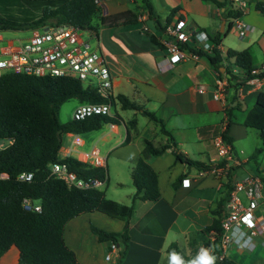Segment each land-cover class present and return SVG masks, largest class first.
Wrapping results in <instances>:
<instances>
[{
  "label": "crops",
  "instance_id": "1",
  "mask_svg": "<svg viewBox=\"0 0 264 264\" xmlns=\"http://www.w3.org/2000/svg\"><path fill=\"white\" fill-rule=\"evenodd\" d=\"M137 2L105 0L103 13L116 14ZM152 3L163 23L173 8L180 7L170 24L183 15L182 20L189 29L204 30L211 37L221 32L222 42L218 48L222 52L224 66L218 69L200 54L199 58L171 64L166 47V41L171 39L168 25L163 31L157 29L146 13L139 15L136 24L109 27V45L105 47L102 43L99 47L106 51L115 95L125 94L145 109L154 111L163 119L171 136L163 133L161 125L140 111L129 110L124 115L121 111L128 110L119 104L116 113L122 117L121 123L106 124L98 130L76 134L82 139V144L77 145L70 140L62 148L71 149L70 155L80 160L86 153L97 152L104 159V167L108 171V180L102 184L107 185L106 196L126 204L132 203L136 192L132 169L142 156L146 139L155 146H161L172 143L173 136L179 151L206 163L208 168L199 169L180 161L174 148L151 157L149 162L158 174L161 196L154 201H137L128 224L109 216L107 218L111 219L108 220L98 215L94 221L83 219L94 216L97 211L83 213L66 224L65 241L81 264H115L117 260L119 243L112 259H106L113 242H101L92 229L93 225L109 232H120L129 227V249L122 264H177L170 250L174 244L193 263L198 262L206 241L211 237L204 228L213 222L212 210L224 203L225 211L234 181L248 174L264 175V152L255 158L258 167L248 165L256 150L262 147L260 132L243 124L248 111L264 90V78L247 80L239 86L238 98L231 102L235 89L230 86V74L242 79L246 73L236 66L234 58L227 57L229 49L250 48L255 65L264 67V15L256 8L257 0H249L248 11L243 18L250 29L244 37L238 35V38H244L240 42L230 39V32L226 34L230 20L224 17V8L210 1L152 0ZM149 33L154 34L162 46L154 43ZM219 76L227 82V87L217 99L216 79ZM251 79H255L254 83L250 82ZM238 103L240 107L233 110L234 122L228 135L233 139L230 145L240 165L233 166L230 175L220 179L212 172L222 160L216 141L223 136L229 121L228 107ZM133 119L137 121L134 126L131 123ZM108 126L110 129L106 130ZM64 152L63 155L66 154ZM185 179L190 180L189 184L183 185ZM257 213L264 214V203ZM248 256L236 245L227 250V258L237 264H246ZM2 258L0 264H6ZM261 261L260 264H264V260Z\"/></svg>",
  "mask_w": 264,
  "mask_h": 264
},
{
  "label": "trees",
  "instance_id": "2",
  "mask_svg": "<svg viewBox=\"0 0 264 264\" xmlns=\"http://www.w3.org/2000/svg\"><path fill=\"white\" fill-rule=\"evenodd\" d=\"M102 1L104 0H0V31L67 23L89 29L98 36L100 26L136 24L141 13H146L155 27L163 31L180 8H173L163 23L156 13L152 0H138L139 3L125 11L106 15L103 13ZM206 1L224 8V17L230 20L226 30L228 34L234 27L233 19L242 16V12L234 8L231 0ZM256 8L264 15V0H257ZM178 17L183 19V15ZM149 35L154 43L162 46L154 34ZM221 35L222 33L218 32L211 37L216 45L221 44ZM186 46L200 55H205L218 69L224 66L222 52L218 47H214L213 52L208 53L196 51L191 44ZM227 57L234 58L236 66L246 73L242 79L230 74V86L235 89L231 102H234L238 98L236 93L239 86L250 78H264V69L255 65L250 48L229 49ZM254 70L259 72L253 73ZM116 97L122 109L142 112L161 125L163 133L171 136L165 128L163 119L154 111L145 109L125 94L120 93ZM70 99H78L81 103L109 101L101 96L96 88L86 87L79 79L73 77L36 76L14 72L0 77V140L11 141L0 148V259L12 246H16L19 250V264H81L75 251L65 241L66 224L72 218L93 211L124 220L128 224L135 213L137 201H154L161 196L158 174L149 162L151 157L162 155L168 149L174 148L175 155L180 161L199 169L208 168L206 163L191 159L179 151L173 136L172 143L161 146H155L152 141L146 139L142 156L132 169L136 192L132 196L131 204L108 198L105 191L98 187L70 186L65 180L52 174L50 164L65 163L69 171L79 178L85 180L99 178L103 183L108 180V171L106 167L95 166L72 155L61 157L60 150L64 146V137L70 133L91 132L106 124H119L122 121V117L116 113L114 116L93 114L84 119L73 118L62 123L59 120V111ZM239 107L240 103L228 107L229 121L222 137L230 144L233 139L228 132L234 122L233 110ZM131 123L134 126L137 123L136 119ZM243 124L260 132L263 144L253 155L252 159H255L264 152V90L248 111ZM23 173H32V179H21L20 175ZM4 174L7 176H3ZM25 198L39 202L42 210L38 212L25 209L23 204ZM223 207L224 203L212 210L213 222L204 228L207 234L215 237L214 242L207 240L205 247L214 245L216 256L220 254L218 240L222 232ZM92 229L101 242L119 243L115 264H122L129 249V227L120 232H109L94 225ZM170 250L179 264H194L176 244L172 245ZM214 264L237 263L226 257Z\"/></svg>",
  "mask_w": 264,
  "mask_h": 264
},
{
  "label": "built area",
  "instance_id": "3",
  "mask_svg": "<svg viewBox=\"0 0 264 264\" xmlns=\"http://www.w3.org/2000/svg\"><path fill=\"white\" fill-rule=\"evenodd\" d=\"M231 1L234 8L242 12V16L233 21L239 35L244 37L250 29V25L243 18L248 11L249 0ZM28 29H31L28 37L4 39L0 35V77L11 72L36 76L73 77L79 79L86 87L96 88L101 96L109 100L104 103H81L74 113V119H84L93 114L110 116L116 114L119 101L114 92L111 70L103 54L97 49H92L89 38L84 36L85 33L93 35L91 30L67 23L47 24ZM167 32L171 37L166 41L171 64L189 58H199V54L190 50L187 44L193 45L196 51L208 53H212L214 47L219 46L204 30L187 28V23L182 19L168 25ZM258 72L259 70L253 71V73ZM254 81L255 79L250 80L251 83ZM226 87L227 82L219 76L216 79L215 97L217 99L225 93ZM72 136H75V144H82V139L78 135L72 134ZM216 144L222 160L215 165L212 172L223 179L229 176L233 166H239L240 162L234 158L230 143L222 136L217 139ZM71 152V149L65 150V156H71ZM81 160L90 163L92 161L95 166L104 167L105 165L104 159L100 158L97 152L86 153ZM49 167L52 174L65 180L70 186L88 188L103 184L99 178L89 180L79 178L69 171L65 163H52ZM32 177V173L20 175V178L24 180H31ZM189 181L185 179L183 185L189 184ZM263 203V174H248L234 181L223 214L222 232L218 240L220 254L214 255V245L204 247L202 254L207 251L214 257L215 263L227 257V250L232 245L248 253L254 251L259 245L264 247V214L257 213ZM23 204L25 209L30 211L42 210L39 202L29 198H25ZM210 241L214 242L215 237L211 236ZM116 251L118 246L112 243L111 251L106 259H112Z\"/></svg>",
  "mask_w": 264,
  "mask_h": 264
},
{
  "label": "rangeland",
  "instance_id": "4",
  "mask_svg": "<svg viewBox=\"0 0 264 264\" xmlns=\"http://www.w3.org/2000/svg\"><path fill=\"white\" fill-rule=\"evenodd\" d=\"M125 1H129L130 0H125ZM105 0L102 1V6L104 9H106V5H105ZM129 5V3H128ZM98 33H99V37H97L96 34H90V33H85V37L89 38V41L92 45V49H97L98 52H100L101 54H103V56L105 58L106 57V51H104L103 49L100 50L99 44H104L105 47H108L109 45V33H110V29L109 27H104V26H100V28L98 29ZM31 34V29H23V30H2L0 31V35L3 36L4 39H9V38H20V37H28ZM230 39H233L237 42L242 41L241 39L244 38H238L239 32L237 28H233L230 33ZM1 45V43H0ZM81 102L78 99H70L69 101L65 102L60 111H59V120L62 123L68 122L70 120H72L74 118V113L76 111V109L80 106ZM120 104V103H119ZM124 115H127L130 111H126L123 112ZM110 126H108V128H106V130H109ZM255 131V130H253ZM70 136H65L64 137V144H68L70 142V140H72V142L75 144V136L73 137L71 134H69ZM250 141L252 139H249ZM11 141L10 140H0V148L5 147L6 145H8ZM65 151V149L63 150V148L60 150V156L61 157H65V155H63V152ZM65 153V152H64ZM247 165V164H246ZM252 167H258L257 162H255V159L250 160L249 164ZM100 189L102 190H107V185H101L99 186ZM110 193H107V195H109ZM98 215L99 217H102L103 219H111V218H107V215L97 211L96 214L94 216L89 215L88 217H84L83 219L85 220H95V216ZM97 217V216H96ZM247 253L248 259L246 264H260L262 260H264V247L262 245H259L254 251ZM104 256V255H103ZM2 262L6 263V264H19V251L18 248L16 246H12L3 256H2ZM104 258V257H103Z\"/></svg>",
  "mask_w": 264,
  "mask_h": 264
},
{
  "label": "clouds",
  "instance_id": "5",
  "mask_svg": "<svg viewBox=\"0 0 264 264\" xmlns=\"http://www.w3.org/2000/svg\"><path fill=\"white\" fill-rule=\"evenodd\" d=\"M175 259V257H174ZM177 264L179 261L177 260ZM194 264H214V257L210 256L207 251H205L201 257L199 258L198 262H194Z\"/></svg>",
  "mask_w": 264,
  "mask_h": 264
}]
</instances>
